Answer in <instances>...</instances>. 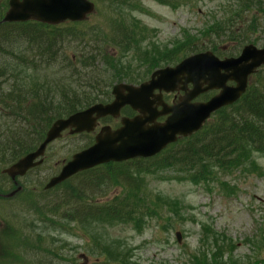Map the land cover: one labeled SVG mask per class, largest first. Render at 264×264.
Here are the masks:
<instances>
[{
	"label": "rangeland",
	"instance_id": "rangeland-1",
	"mask_svg": "<svg viewBox=\"0 0 264 264\" xmlns=\"http://www.w3.org/2000/svg\"><path fill=\"white\" fill-rule=\"evenodd\" d=\"M94 1L97 3L95 13L85 22L88 28L72 29V34L60 32L63 35V41L58 44L60 51L56 61L59 63L61 60L63 64L50 71H45V74L39 78L40 83L54 81L55 84L60 78H66L72 73L76 75L75 69L81 61L86 43L81 40L90 39L94 46H102L105 44L104 37L108 34L107 31L117 30L116 24H112L109 28L111 23L107 24V22L120 15L123 16V22L127 24L137 23L140 27L143 25L147 29L154 30V38L150 40L158 45L148 44V46L153 50L156 49L157 56L149 59L150 49L142 45L137 55L124 53V59L122 60L121 56L117 62L113 51L108 50L107 53L105 52V55L109 57L106 60L108 65L115 67L116 76L110 81L107 78L105 80L103 78L100 82L94 79L93 83L92 74L96 75L102 68L107 70V74L112 75V71L106 68L108 66L105 64L106 60L103 62L102 57H97L90 68L81 70L82 78L86 80L85 84L88 83L91 86H109L114 82L127 84L142 74V80H145L152 71L148 69L149 60L152 65H158L156 68L172 66L170 64L174 63L171 62L162 65L164 62L162 58L163 56L172 58L171 45L182 37V31H186L193 40L194 46L201 51L208 49L218 50L217 52L220 53L232 51L234 42L218 40L217 37L211 36L203 37L201 34L207 26L219 25L225 20L228 16L227 11L233 9V4L229 3L231 0H170L181 4L175 9L161 6L156 0ZM127 3L131 8L138 4L144 11L140 13L128 8L117 13L121 5ZM102 15L105 16L103 19ZM211 23L212 25H209ZM258 37L260 40L254 45L262 48L264 47V34L260 33ZM244 42L249 43L246 40ZM211 43L216 45L212 46ZM238 53H231V56H236ZM144 62L146 65H142ZM64 68L65 70H62L60 75H54L55 72ZM262 70L257 80L264 83V68ZM26 76L29 77V75ZM115 78L123 81H114ZM70 79L72 81V78ZM256 85L252 83L250 88ZM84 89L89 91L88 88ZM110 89L102 91L109 92ZM42 93L45 94V92ZM94 94L97 95L96 90ZM87 96L90 98L89 95ZM106 98L110 100L108 94ZM106 98L95 103L106 102ZM237 106L234 105L232 108ZM57 108L59 109L60 106ZM223 111L224 117L232 116L230 110ZM222 115H220L221 118ZM214 118L207 125L212 123ZM2 123H6V120L0 117V124ZM39 143L40 141L37 142V146ZM88 143L86 136L73 137L65 134L48 147L44 158L46 162L40 169L24 178L16 177L18 186H21L25 193L18 199L14 197L0 201V216L5 220L3 224L0 222V234H3L0 235V258L6 256L11 259L10 264H119L114 252H122L126 253V258L129 259L128 264H197L192 262L195 259L200 260L202 264H264V152L252 150L248 153L245 151L243 162L231 174H222L220 171L213 170L215 176L211 177L212 181L209 186L207 182L195 185L194 182L183 179L184 176H192V172L180 177L175 167L166 170L157 168V176H145L146 189L143 187L144 180L141 187L138 185V180L136 182L131 180L133 183L121 181L123 179L121 174L125 170L113 172L112 183L114 185L103 200L122 195L127 189L138 191L139 187V190L143 189L145 197L150 202L148 205L145 204L139 213L138 218L143 220L140 221L142 225L139 231L134 228L133 224H119L106 229L112 241L120 242L121 247L127 246L126 249L130 252L123 248L113 249L114 252H106L105 255L111 257V261L105 263V256L99 257L97 261L98 251L92 252L94 245L104 247L105 242L99 234L105 231L101 228L96 231L95 234L98 236L93 235V239L96 240L94 241L78 226L75 225L72 228V205L60 208L54 215L46 211L44 216L49 222L34 213V211H44L46 206L52 209L56 204L64 203L63 197L67 200L70 188L72 190V180L68 182L70 188L62 185L49 192H42L43 187L49 178L56 175L59 167L71 155ZM9 165V163H0V184L6 193L13 192L15 189L5 173ZM126 170L131 171L133 175V170L130 168ZM79 183L75 184L81 188ZM221 183H225L226 186L223 187ZM28 192H33L35 195L26 198ZM159 198L161 202L157 201ZM164 200H167L165 204L162 203ZM69 209L71 210L68 212ZM150 210L153 213L148 214ZM8 224H13L14 230L6 233L9 231ZM177 231L182 236L180 244L176 243L174 237ZM261 237H263L262 241ZM86 243L91 245L92 251L83 250L87 247V245L84 246ZM6 245L15 246L14 252L10 250V253H4ZM217 246L220 247L217 254H222L221 257L214 262L203 258L206 252ZM227 252H230L229 257Z\"/></svg>",
	"mask_w": 264,
	"mask_h": 264
},
{
	"label": "trees",
	"instance_id": "trees-1",
	"mask_svg": "<svg viewBox=\"0 0 264 264\" xmlns=\"http://www.w3.org/2000/svg\"><path fill=\"white\" fill-rule=\"evenodd\" d=\"M229 3L233 4V9H229V12L233 13L227 11L228 16L225 20L219 25L215 23L216 25L210 26L204 37H217L218 40H229L239 45L245 44L244 40L257 43L260 40L259 34H264V0H231ZM125 6L130 8L129 4H122L117 13L125 11ZM5 8L6 3L1 0L0 19ZM112 24L117 25V30L107 31L108 34L104 37L106 45L94 46L90 39L81 40L86 43L81 61L75 69L76 75L72 73L66 78H60L55 84L54 81L42 84L39 78L45 71L63 64L61 60L59 63L56 61L60 51L58 44L63 41L60 32L66 34L68 32L59 27L36 23L0 25V117L6 120V123L0 124V163L11 164L33 151L37 142L42 141L54 118L77 112L94 104L99 98L102 100L106 97V92L102 90L107 86L85 84L86 80L82 78L81 70L90 68L97 57H102V61L105 62L109 58L105 55L108 50L114 54L136 51L147 36L145 28L137 23L123 22L121 15L111 22L109 28ZM192 41L187 38L184 47L179 51H200ZM105 64L108 65L107 60ZM106 68L112 71V75L107 74V70L103 68L96 75L88 72L92 74L93 83L94 79L100 82L103 78L105 80L110 77L111 80V76L116 74L114 66L108 65ZM62 70L65 68L54 75H60ZM84 88H88L89 91ZM94 90L97 95L94 94ZM232 112H230L232 116L222 115V118L219 117V120L207 125L192 139H186L180 145L171 147L157 160V166L175 167L184 175L192 172V176L189 177L194 182H199L215 176L213 170L231 174L243 162L245 151L251 153L252 149L264 152V83L249 91L241 105ZM143 162L141 160L132 164L133 175H129V171L124 173L126 182L133 183L138 180L141 187L143 177L148 173H155L154 164ZM115 170L113 166H107L97 172H84L72 179V228L78 226L92 240L93 235L98 236L95 232L100 228L105 231L99 234L105 245L97 250V258L104 256L106 252H114L113 249L127 248L121 247L120 242L112 241L106 229L119 224L135 226L138 224L141 209L150 202L139 187L138 191L127 189L122 195L105 203L96 202L95 196L104 193L102 182H109ZM133 178L135 180L132 182ZM75 183H79L81 188ZM97 191L101 194L95 195ZM157 201L161 202L160 199ZM151 213L153 212L150 210L148 214ZM114 255L119 264L129 263L126 253L114 252ZM217 255L214 251L211 257ZM106 257L111 259L107 255Z\"/></svg>",
	"mask_w": 264,
	"mask_h": 264
},
{
	"label": "water",
	"instance_id": "water-1",
	"mask_svg": "<svg viewBox=\"0 0 264 264\" xmlns=\"http://www.w3.org/2000/svg\"><path fill=\"white\" fill-rule=\"evenodd\" d=\"M90 11L91 6L85 0H10L9 10L0 24L33 21L54 25L66 19L80 20ZM262 64H264V49L257 50L253 46L244 48L241 56L236 59L218 61L208 52L189 58L183 61L176 70H169V72L185 75V83L193 84L192 90L183 97L181 103L173 108H166L161 104L163 111L160 114L153 113L152 107H149L152 103L148 97L156 88L166 92L173 91L172 86H166V89L163 86H156L158 81L150 82L138 89L123 85L116 86L113 94L119 90L118 95L121 96L120 91L124 89L129 96L127 98L121 96L119 99L117 97L112 104L94 105L66 120L56 121L39 148L34 153L20 159L5 173L11 179L24 176L29 170L41 164V161L35 162V160L43 155L50 142L61 136V132L67 129L70 130V134L92 132L97 119L108 115L116 117L119 110L127 104L137 109L142 117L136 118L133 122L123 120L122 127L116 131H111L108 127L101 128L95 137L94 145L75 155L73 160L62 169L59 176L50 179L45 189H51L71 176L99 164L154 156L167 144L174 142L176 135L190 136L201 128L213 112L234 102L244 91L247 76ZM221 71L224 73L221 74ZM165 72L167 76L168 72ZM227 81L236 82V86H225ZM203 84L207 85L205 90L201 88ZM210 89H219L220 93L206 103H191L199 94ZM155 99L159 101V97ZM145 112L150 114L148 118L144 116ZM168 113L171 116L165 124H155L154 120L158 115Z\"/></svg>",
	"mask_w": 264,
	"mask_h": 264
},
{
	"label": "flooded vegetation",
	"instance_id": "flooded-vegetation-1",
	"mask_svg": "<svg viewBox=\"0 0 264 264\" xmlns=\"http://www.w3.org/2000/svg\"><path fill=\"white\" fill-rule=\"evenodd\" d=\"M180 96H181V93H174V94H170V95L164 94L163 99L167 104L172 106V105L177 103ZM122 111H123V114H122ZM122 111H121V116H123L125 118H132L133 116H135V113L132 112L130 109L126 108ZM117 122H118V120H112L110 118H104L102 121L99 122V124L100 125L104 124V125L111 127L112 129H116L117 126H113L112 123H117ZM92 139L94 140V136L92 137ZM54 189H57V188H54ZM70 193L72 194V190L70 191ZM0 264H7V262L0 260Z\"/></svg>",
	"mask_w": 264,
	"mask_h": 264
}]
</instances>
